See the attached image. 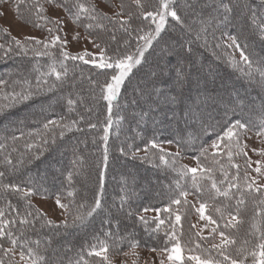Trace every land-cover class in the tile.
I'll return each instance as SVG.
<instances>
[{"label":"snow or ice","instance_id":"snow-or-ice-1","mask_svg":"<svg viewBox=\"0 0 264 264\" xmlns=\"http://www.w3.org/2000/svg\"><path fill=\"white\" fill-rule=\"evenodd\" d=\"M47 4L55 3V0H46ZM135 10L127 6L123 0L119 4H112L111 15L107 12L100 11L95 4L85 3L84 0H61L56 3V7L63 8L71 17L72 22L82 26L87 33L83 39L89 41L95 51H89L85 48L82 51L72 53L68 51V39L59 35L61 31H66L64 21L45 15V7L39 0H14L16 15L24 18L22 8L27 7L29 18L28 23L34 24L37 28L47 27L49 36L43 39L36 37H25L23 40L11 36L7 45L0 43V52H3L5 57L28 56L30 53L34 58L47 56L52 60L48 66V71L39 73L35 78L33 86L29 76L32 71L38 72V69H32L21 76L20 83L27 85L21 87L20 91H16L15 87L11 92L5 95V99L10 103L0 105V110L9 108L14 104L30 101L33 96L41 92H52L56 89H63L66 84L75 89L77 87L76 70H71L65 61L82 62L83 65H90L96 71L90 72L88 76V84L93 92L99 89V100L106 102V120L103 124V135L100 138L103 141L102 151V166L97 164L99 190L96 191L93 202L81 203L73 205L72 203H62L60 196L56 198V205L63 210L62 215L64 220L55 227H63L65 230L69 228L86 227L90 217H93L98 210H107L102 202L104 190L105 169L108 166L109 155V133L110 129L123 122L124 117L119 116L121 110L119 99L122 96V89L126 86V80L130 78V73L135 65H140L144 58V53L149 47H155L153 41L159 43L158 37L166 30L169 18L181 25L187 31L194 30L192 24H187L185 19L179 14V7L176 5V0H157L154 5H147L145 0H132ZM262 10L257 12L249 9L247 4H241L240 0H215L212 5H205L206 8H211L207 17H201L198 21L199 27L195 29L197 40L204 38V44L207 46L209 42V29H211V38L225 41L223 46L227 49H232L233 52H238L239 63L245 65L248 69H252L253 64L258 67L253 71H259L261 81L264 82V58L258 61L252 60V53L249 51V41L259 39L264 43V0H261ZM185 7L195 8V5H185ZM244 10L251 12L247 17L250 21L248 28L239 27L233 34L229 31L230 28L237 29V21L241 19V14ZM35 15V20L31 19V14ZM198 15V14H197ZM43 21L44 23H40ZM87 21V22H85ZM147 22V23H145ZM135 24V26H134ZM7 35L9 29H3ZM216 31H220V37L215 36ZM116 32H121L127 39H123L122 43L118 41ZM105 35L108 39H105ZM133 39L135 41V50L129 52ZM72 40L79 42L81 36L76 32L72 36ZM117 47L113 48V43ZM36 47H32V45ZM222 45L216 43L215 47L219 48ZM183 45H181V49ZM53 50H57L55 53ZM191 48H189V52ZM168 54V48H161L156 71L153 78L148 80L146 84L135 89L138 96L144 99L145 102L151 100L153 96L157 99L163 97L166 102L176 103L177 96H166L167 90L156 87L157 84L163 83L162 77L168 68L167 64H161L162 60ZM180 52L176 55L180 56ZM229 62L234 66H238L235 57L229 54ZM179 63V62H178ZM176 74V83H183V69L177 67L174 69ZM253 72H250L251 76ZM54 77V80L52 79ZM83 72L80 73V80H83ZM102 78V79H101ZM51 81V82H50ZM10 81L0 78V88L7 89ZM66 105L69 112H76L78 119L67 120L61 117L59 120L46 119L41 125V131L29 132L28 139L24 143V153H21L20 158L15 162L11 158V153L3 157L6 171H0V188L5 193H12L18 196L19 200L24 202L25 210L21 211L18 203L13 206L10 202L8 208L15 213L12 218H6L4 208H0V252L8 258L7 264H49L45 256L41 254L39 247L40 241L33 242L27 238L28 232H36V224H40L43 229L46 226H53L54 222L46 219L45 214L39 209L34 208L31 203V197L37 192L46 191L39 183H34V177H28L25 184L10 180L8 183H3L6 176L21 177L23 174L20 169L25 164V153L35 151L37 155L30 157L27 162L31 163L32 159H39L46 147L49 145H57L56 129H59V138H64L67 133L73 131L81 132L83 129L80 123H86L88 129H97L99 121L92 123L87 119V113L93 111L92 108H86L85 113L77 111L78 107L84 105L83 98L75 99L70 93L66 98ZM93 99H97L93 95ZM206 99H213L208 97ZM136 103V101H133ZM224 106L223 115L217 119L212 112L206 109L196 110V106L190 105L186 108L184 116L186 119L193 121L189 127L194 131L190 135V146L193 150H198V155H193L196 161V167L188 165L177 166V161L173 160L171 168L176 172L180 179L185 183L181 185L180 179L176 181V188L168 196V202L163 207H145L134 212L129 208L128 217L135 215L143 226L144 231L149 234L150 239H154L159 243L163 240V244L158 247H152L151 252L156 253L160 258L159 264H264V147L252 149L260 159L252 161L248 155V144L244 142L247 134L254 128H259L256 131V137L259 138L261 145H264V119L260 124H254L251 121L245 122L241 109L240 118H236V108ZM262 113H264V104H262ZM147 113H145L146 115ZM115 115V119H113ZM24 133L21 132L19 137L11 136L10 139L15 143L18 139L24 138ZM206 135L215 137L210 144L204 143ZM119 138V133L117 134ZM5 141L9 137H4ZM31 141V142H29ZM39 142V143H37ZM93 143H97L94 139ZM167 143H172L171 140ZM178 144L181 142L178 141ZM183 146V145H181ZM6 143H0V150H7ZM134 147L133 144H128L127 148L121 146L118 151L122 156H128L129 151ZM157 149L160 153L159 161L168 164L166 157H179L180 151L170 153L163 149L157 139L153 137L148 140L145 145V156L137 157L140 152L139 148L131 153L132 159L140 158L148 161L147 151L149 149ZM78 146L72 148L73 159L70 161L71 168L67 173L66 181L71 184L73 172L82 167L84 158L77 151ZM17 151L12 148V152ZM212 154V166L202 163L201 157H206L209 153ZM217 157H226L217 159ZM243 160V165L236 162V159ZM216 165L219 166V171L223 175V180H218L215 177ZM253 165H255L253 167ZM243 167L244 171L240 169ZM229 169H236L235 175L229 174ZM255 173V175H252ZM63 174V173H62ZM191 174V187L195 192L199 207L192 204L188 197L191 194L188 190V177ZM227 185V187H225ZM233 190H235L233 192ZM72 196V192L68 193ZM207 195V199H204ZM223 198L228 203L217 205V198ZM130 197L121 196L120 204L123 211V206L128 202ZM249 199L254 208V214L251 221V229L249 235L254 238V242L246 240L243 243L238 241L237 237L232 234L233 229L239 228L244 222L241 216L243 206H246ZM235 203L232 204L231 201ZM211 201V203L209 202ZM199 216V221H203V225L199 230L191 233L188 241H184V232L181 228L182 214L185 216L191 209ZM206 209L209 210L206 214ZM154 212L155 215L149 218L146 213ZM71 218V222H69ZM111 227V221L106 220ZM154 225V227H153ZM117 227L119 225L117 224ZM196 228L197 225H192ZM208 229L207 235H204V230ZM59 233L57 232V235ZM105 237L111 236V232L104 233ZM7 244V247L5 246ZM129 247L132 254L135 255V249L140 241L135 238V235H128ZM251 243V247L248 245ZM239 244V246H237ZM118 248L119 245H116ZM19 250V251H17ZM110 245L107 239L98 240V243L92 244L87 250V257L101 258L103 264H111L109 259ZM198 253L193 255H184V252ZM215 253V256L212 255ZM128 255L129 253H124ZM19 257V260L16 257ZM3 256H0V264H5ZM79 259L76 264H89L88 259L84 255V250L78 253Z\"/></svg>","mask_w":264,"mask_h":264},{"label":"trees","instance_id":"trees-1","mask_svg":"<svg viewBox=\"0 0 264 264\" xmlns=\"http://www.w3.org/2000/svg\"><path fill=\"white\" fill-rule=\"evenodd\" d=\"M39 2L46 3V0H39ZM60 2L61 0H55V3ZM84 2L92 4L91 0H84ZM102 2L106 5H111V3L114 2L119 4L121 0H102ZM123 2L131 7L132 10H135L134 5H132V0H123ZM148 2L149 0H145L146 4H148ZM156 2L157 0H152L151 3L154 5ZM214 2L215 0H176V5L180 9L179 14L185 19L187 24L193 25L194 30L189 32L169 18L166 30L157 38L159 43L153 41L155 47L148 48L141 64L136 65L133 68L132 73H130V78L126 80V86L122 89L123 94L119 99L121 110L118 113L119 116L124 117V120L119 127L114 125L109 133L108 143L110 159L108 166L105 169L104 190L102 196V202L107 210H98L93 217H90L87 226L81 227L80 233L73 235L72 241L69 245L65 243L63 239L76 228L65 230L63 227H55L60 223H54L53 226H46L43 229L40 228V224H36L35 227L37 231L27 233V238L33 242V246H35L37 240L40 241L39 247L41 249V254L45 256L49 264H76L79 259L78 253H80L81 250H84V255L88 259L89 264H103L101 258L87 257L89 246L98 243V240L107 239V243L110 245L108 255L111 256L112 254L120 253L123 250L130 248L128 243L129 233L134 234L135 238L140 241L137 247L151 249L152 247H158L163 244V240H160L159 243H157L154 239H150L149 234L144 231V226L136 220L135 215L128 217L127 212L129 208L136 212L145 207L154 208L165 206L168 202V196L176 188L177 179L180 178L177 176L176 172L172 170L171 166L159 161L160 154L156 149H151L149 147L147 151V157L148 161L150 160V163L147 161H141L138 158L132 159L131 151L135 148H145L148 140L155 137L158 142L171 140L181 150L182 154L186 156L193 157V155H198V150H193L190 146V135L194 129L189 127V125L193 124V121L186 119L184 116L185 110L188 106L193 105L196 106L197 111L206 109L209 112L219 106L224 107L227 105L228 101H230L231 94L228 91H219V87L231 88L236 85L246 90V95L257 96L255 101L245 109L242 108V102L238 101L235 104L239 106L236 108V118H240L242 109L245 122L251 121L252 123L259 125L260 121L264 119V113H262L261 107L262 104H264V96L261 95L262 92H264V82L261 81L260 72L253 71L258 65L254 63L250 70L242 63H239L238 52H233L232 49L225 48L223 46L225 41L212 39L211 29H209V42L207 46L204 44L203 36H201V39L199 40L196 38L195 29L200 26L198 23L199 19L201 17H207L209 12H211V8H206L205 5H212ZM233 2H235V0H233ZM240 3L242 5L247 4L249 9L257 12L262 10L261 0H240ZM185 5H195V8H186ZM21 11L24 13L23 19L27 22L29 18L27 7L22 8ZM250 15L251 12L244 10L241 14V19L237 21L238 28H230L229 31L235 34L239 27L248 28L250 21H248L247 17ZM32 17L35 19L34 13L31 14L30 18L32 19ZM39 22L44 23L43 21ZM48 26L50 25H45V27L40 28L46 35H48L46 30ZM115 34L118 41L121 43L123 39H127V37L123 36L121 32H116ZM215 36L219 38L220 31H216ZM9 38L10 36L4 34L0 29V43H5L7 45ZM104 38L108 39V36L105 35ZM216 43H220L222 46L216 48ZM181 45H183L182 49ZM249 45V51L252 53V60L258 61L261 58H264V43H261L259 39H254L249 41ZM134 46L135 41L133 39L132 46L128 51H133ZM32 47H36V45L33 44ZM112 47H117V44L114 42ZM160 47L168 48V54L166 57L159 60L161 64L166 63L167 58L171 57L173 54H176L177 52L181 53L179 56L180 63H178L175 68L182 67L184 74L183 83L176 84L177 86L174 87V91L171 92V96L178 97L176 103L168 105L170 103L166 102L162 97V104H158V100L154 95L151 100H148L146 104H144L137 99L138 94L135 89H133L132 83L134 80H138L139 82L147 74L154 75ZM189 48H191L190 52ZM56 51L57 50H53L54 53ZM229 54L235 57L238 66H234L229 62ZM50 63H52V60L47 56L34 58L30 53L28 56L11 55L5 57L3 52H0V78L10 81L7 89L0 88V105L10 103L5 99V95L11 92L13 87H15L16 91H20L21 87H27V85H22L20 83L22 75L32 69H38V72L32 71L29 76L31 83L34 86L36 75L47 72ZM65 63L70 69V75L73 68L76 70V77L78 79L77 87L75 89H73L69 83L66 84L63 89H56L52 92L44 91L33 96L30 101L14 104L9 108L0 110L1 125L8 115L19 112L20 110L30 109L33 105L39 104L38 109L34 108L36 110H33L30 115L23 113L20 115L19 120L9 119L6 122L4 129H1L0 127V143H6L8 146L6 151L0 150V171H6L3 157L11 153L13 161L15 162L18 160L21 153H24L25 151L24 143L25 140L28 139V133L41 131V125L46 119L59 120L61 117H65L67 120L78 119L76 112H69L64 98L70 93L75 99L83 98L85 103L78 107L77 111L85 113L86 108H92L93 111L86 115L87 119L92 123H97L99 121L97 129H88L86 123L82 121L80 127L83 131L67 133L62 139L58 136L59 129H56V135L58 137L57 145H51V140H49L50 146L46 147L43 155L39 159H32L31 163H28L27 160L30 157L37 155V153L35 151L25 153V164L20 169L23 175L19 178L8 175L3 180V183H8L10 180H14L21 182L22 186H26L25 182L27 178L31 177V174L34 171L41 169L42 165L46 163H52V166L44 167L42 170L47 177H50L53 180V182L42 183L43 176L37 175V177H34V183H39L42 188L46 189V191L37 192L35 195L44 197H54L59 195L60 198L66 200L67 203L76 205L93 202V197L96 191L99 190L97 164L100 163L102 166L103 141L100 138L103 135V124L106 120L107 106L106 102L98 99L99 89H96L93 94L88 84V76L90 72L94 74L96 70L92 69L90 65H83V63L79 61H65ZM196 63H199L200 65L196 66ZM8 64L10 65L6 68L5 66ZM174 69H172V71L167 69L165 73L169 74L172 72V75H176ZM81 71L83 72V80L79 79ZM250 72H253L251 76L249 75ZM192 74L197 78H207V74L213 76L217 75L219 77L212 83H209V85L205 83L197 84L190 78V75ZM163 78L164 77H162V79ZM52 79L54 80V77ZM159 84H157L156 87H158ZM193 87H196L197 89L201 88V90L205 91L207 90L211 93L209 97L213 99H204L199 103V101L196 100L198 95L195 96L186 92V90H190ZM93 95H95L97 99H93ZM246 95L239 94L234 96V98L243 101ZM133 101H136V103H133ZM170 112H175L177 114L176 118L168 120L169 122L171 121V124L168 122L167 126L159 129L146 128L143 130L139 128V126L144 127L150 125L149 123L152 120H160ZM137 113L142 114L143 117L140 119H133ZM145 113L147 114L145 115ZM222 115L223 112L214 116L219 119V116ZM115 118L114 115L113 119ZM258 130L259 128L257 127L252 129L251 132L256 133ZM21 132L25 134L24 138L18 139L13 143L10 137H19ZM118 133L119 138H117ZM5 136L9 137L7 141L4 139ZM214 138L215 137L213 136L206 135L204 143L208 144ZM94 139L97 141L95 144L93 143ZM178 141L181 143L178 144ZM128 144L134 145L129 151L128 156L120 155L118 149L121 146L127 148ZM74 146H78L77 151L84 158V163L82 167H79L77 171L73 172V179L71 184H69L66 181V176L71 168L70 161L73 159L72 148ZM12 148H16L17 151L12 152ZM173 158V156L166 157L168 161ZM221 158L224 159L226 163L227 158L217 157V159ZM174 159L176 160V158ZM201 160L203 164L208 166H212L213 164L212 154L210 153L206 157H201ZM129 168H140L142 172L129 178H124V174H126L124 171ZM216 169L215 177L218 180H223L224 177L221 175L218 165H216ZM240 171H244L243 167H241ZM149 173H152L154 181L159 185L155 190L150 187L149 189L142 188L139 184L140 182H136V180L139 179L144 180L143 178L145 175ZM229 174L235 175L236 169H229ZM190 177L191 175L189 174L188 190L190 193L195 194L191 187ZM180 183L183 185L185 181L180 179ZM225 187H227V185H225ZM234 191L235 190H233V192ZM69 192H72L73 195L69 196ZM126 194L130 199L123 206V211H118L121 209L120 197L125 196ZM207 198V195H205L204 199ZM9 202L13 206H17L19 203L21 211L25 210L24 202L19 200L17 195L5 193L3 189L0 188V208H4L7 214L6 218L10 219L15 213L8 208ZM209 202L211 203V201ZM216 203L219 206L228 203V201L218 197ZM231 203L234 204L235 201L232 200ZM35 209L36 207L34 206L31 210L34 211ZM253 214L254 208L249 199L248 203L246 206H243L241 211V216L244 218V222L239 226L238 230H231L232 234L237 237L240 243H243L246 240L254 242V238L249 235ZM189 215L190 210L187 212L186 216L182 214L181 220V228L184 232L185 242L189 240L190 234L195 232L189 223ZM46 219L48 218L46 217ZM106 220L111 221V227L108 223H104ZM69 222H71V218H69ZM117 224L119 227H117ZM57 232L59 233L58 235ZM106 232H111L112 235L106 238L104 235ZM116 245H119V247L117 248ZM5 246L7 247L6 243ZM237 246H239V244ZM248 246L251 247V243ZM212 255L215 256V253H212ZM0 256H3L2 252H0ZM3 258L5 264H7L8 258L6 256H3Z\"/></svg>","mask_w":264,"mask_h":264},{"label":"rangeland","instance_id":"rangeland-1","mask_svg":"<svg viewBox=\"0 0 264 264\" xmlns=\"http://www.w3.org/2000/svg\"><path fill=\"white\" fill-rule=\"evenodd\" d=\"M92 4H95L97 6V8L101 11L107 12L109 15H111V11H112V4H117L116 2L111 3V5H106L104 2H102V0H91ZM152 0H149L148 4L151 3ZM45 7V15L51 17H55V18H59L61 20L64 21V25H61V27H65L66 26V31H61L59 33V35L63 38L68 39L69 44L67 45V49L68 51L72 52V53H76L79 51L84 50L85 48H87L89 51H95V49L92 47V44L83 39V37H85L87 35V33L85 32L84 28L82 26H79L77 24H74L72 22L71 17L69 16V14L63 9V8H58L56 7V3L53 4H47V3H42ZM147 4V5H148ZM152 5V3L150 4ZM33 20H35L32 17ZM51 26V25H50ZM48 26V27H50ZM8 28L9 29V33L7 34L8 36H15L18 39L23 40L25 37H36L37 39H43L49 36L46 35L44 33V31L40 28H37L34 26V24H30L28 22H26L24 19H22L21 17L16 15V11H15V7H14V0H0V29L1 31L4 33L3 29ZM47 30V28H46ZM79 32L80 36H81V40L79 42L73 41L72 40V36L76 33ZM5 34V33H4ZM163 47H160V49ZM135 50V46L133 51ZM148 50V49H147ZM146 50V51H147ZM145 51V52H146ZM145 54V53H144ZM178 62L180 63V57L177 56L176 54H173L171 57L167 58L166 60V64L168 66L167 69H169V71H172V69H174L176 67V65L178 64ZM10 64H8L7 66H5L6 68H8ZM199 63H196V66H199ZM136 66V65H135ZM134 66V67H135ZM174 67V68H173ZM163 83H160L158 85L159 88L165 89L167 90L165 92L166 96H171V92L174 91V87H176L177 83H176V75H172V72L169 74H166L163 76ZM217 75L213 76V75H208L207 74V78H201V77H196L193 74L190 75V78L197 84H208L212 83L214 80L217 79ZM153 78L152 74H147L143 79H141L139 82L138 80H134L132 83V87L133 89H137L140 86H143L144 84H146V82L150 79ZM219 91H228L231 94V99L230 101H228L227 106L228 107H232L234 105L233 102H235V104L239 101L242 102V108H246L248 107L250 104H252L255 101V97L254 95H246V90L238 87V86H233V87H229V88H225L220 86L219 87ZM186 92H189L192 95H198L197 99L200 102H202V100L208 98L211 93H209L207 90H201V88H196L193 87L190 90H186ZM215 94V93H214ZM239 94H244L245 99L242 101L241 99H237L234 98V96H237ZM261 94V93H260ZM262 96H264V92H262L261 94ZM137 99L141 102L146 104L144 99H141L139 96L137 97ZM158 100V104H162L163 99L162 97L157 99ZM197 101V102H198ZM174 104V103H173ZM172 104V105H173ZM168 105H171L168 104ZM39 104L37 105H33L30 109H24V110H20L19 112L16 113H12L10 115H8L2 122V124L0 125L1 129L5 128V124L6 122L11 119H20V115L23 113L29 114L34 110L38 109ZM36 108V109H34ZM224 111V107L223 106H219L216 109L212 110V114L216 115L219 113H222ZM141 117H143L142 114L137 113L133 119H140ZM177 114L175 112H170L167 115L163 116L160 120H152L150 121V125L147 126H139L140 129H146V128H150V129H159L161 127L167 126L168 124V120L176 118ZM171 122V121H170ZM169 122V124H171ZM245 143L248 144V148L246 149V151H248V155L251 158L252 161H255L257 159H260V157L252 151V149H259L261 147H264V145H261L259 138L256 137V134L254 132H249L247 134V138L244 140ZM211 143V142H210ZM208 143V144H210ZM160 146L165 149L166 151L170 152V153H175L178 150L180 151V156L179 157H174L176 158V161L178 162V166L179 165H188L189 167H196V161L191 157V156H186L184 154H182L181 150L177 147V145H175L173 142L172 143H167V141H163V142H159ZM140 152L137 153V157H144L145 156V148H139ZM135 151L132 150L131 153ZM156 151H158L156 149ZM159 152V151H158ZM160 154V153H159ZM211 154V152H210ZM170 157V156H169ZM169 159L168 161V166H171V163L173 160L175 159ZM141 161H144L140 158H138ZM150 161V160H149ZM149 161H147L148 163H150ZM236 162L243 165V160L240 158L236 159ZM53 164L51 163H46L44 165H42V168L47 167V166H52ZM152 165V163H151ZM255 165H253L254 167ZM41 169L34 171L31 174V177H37V175H41L42 177V183L43 182H49L52 183L53 180L50 177H47L44 174V171ZM126 174H124V178H129L133 175H136L137 173L142 172V170L140 168H129L127 170L124 171ZM191 175V174H190ZM252 175H255V173H252ZM123 176V175H122ZM144 180H136V182H140V186L142 188L145 189H156L159 185L158 183H156V181H154V178L152 177V173L145 175V177L143 178ZM141 195V194H140ZM57 196L54 197H44V196H40V195H33L30 199L31 202L34 204V206L36 207V209H39L41 212H43L45 214V216L52 220L54 223H60L61 221L64 220V216L62 215L63 210L60 209L55 201H56ZM62 203H67L66 200H64L63 198H60ZM189 201L194 204L196 207H199V202H198V198L195 196V194L191 193L188 197ZM206 214H208V211L206 209ZM147 216L152 217L155 215L154 212L149 211L148 213H146ZM189 219V223L192 225H197L196 228H193L194 231H198L199 227H201L203 225V221H199V216L198 214L195 212L194 208L190 210V215L188 217ZM81 230L80 228H76L72 231V233H70L66 238H64V242L67 243L68 245L71 243L72 241V237L75 234H79ZM208 233V229L204 230V235H207ZM135 255L132 254V250L126 249L123 250L120 253H116V254H112L111 256H109L110 262L111 264H159V257L156 255V253H153L150 251V249L144 248V247H137L135 250ZM124 253H129L128 255H125ZM194 253L192 252H184V255L187 257L188 255H193ZM17 260H19V257L17 255L16 257ZM192 264H194V262H192Z\"/></svg>","mask_w":264,"mask_h":264},{"label":"bare ground","instance_id":"bare-ground-1","mask_svg":"<svg viewBox=\"0 0 264 264\" xmlns=\"http://www.w3.org/2000/svg\"><path fill=\"white\" fill-rule=\"evenodd\" d=\"M217 73H218V72H217ZM218 77H219V76H218ZM218 77H217V78H218Z\"/></svg>","mask_w":264,"mask_h":264}]
</instances>
